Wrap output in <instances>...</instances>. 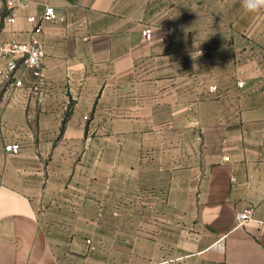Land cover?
Wrapping results in <instances>:
<instances>
[{
	"label": "crops",
	"instance_id": "obj_1",
	"mask_svg": "<svg viewBox=\"0 0 264 264\" xmlns=\"http://www.w3.org/2000/svg\"><path fill=\"white\" fill-rule=\"evenodd\" d=\"M10 1L0 43L40 37L46 86L0 78V264H111L113 236L131 238L116 240L130 252L122 264H264V9ZM47 3L57 17L32 33L28 15ZM109 141L132 158L130 185L110 182ZM141 167L158 175L142 196ZM247 207L252 218L236 225Z\"/></svg>",
	"mask_w": 264,
	"mask_h": 264
},
{
	"label": "built area",
	"instance_id": "obj_2",
	"mask_svg": "<svg viewBox=\"0 0 264 264\" xmlns=\"http://www.w3.org/2000/svg\"><path fill=\"white\" fill-rule=\"evenodd\" d=\"M8 4L11 5L12 2L8 0ZM56 17L57 13L51 3H47L44 6L41 14L28 15V19L35 23L32 33L41 32L42 22ZM6 18L9 21H14V12H11ZM142 33L146 38L151 36L149 27L144 28ZM0 52L6 57L5 62L0 66L1 80L7 81L14 86H22L27 76L32 75L29 84L31 90L35 93H40L44 90L46 79L42 72V64L45 53L40 37L33 34L26 41H3L0 43ZM237 83L241 85L243 81L238 80ZM210 87L211 89L216 88L215 85ZM5 148L10 152L16 153L19 150V142H9L5 144ZM250 218H252V208H244L236 214V225L243 224ZM88 241L90 242V238H88Z\"/></svg>",
	"mask_w": 264,
	"mask_h": 264
},
{
	"label": "rangeland",
	"instance_id": "obj_3",
	"mask_svg": "<svg viewBox=\"0 0 264 264\" xmlns=\"http://www.w3.org/2000/svg\"><path fill=\"white\" fill-rule=\"evenodd\" d=\"M211 85H215V84H211ZM210 85V86H211ZM216 86V85H215ZM217 88V87H216ZM215 88V89H216ZM210 90H214V89H211L210 87ZM177 137H180V135H177ZM98 144L99 142L96 141V142H92L91 144V147H92V150H98ZM142 145V144H141ZM115 142L114 141H109V147H108V156H107V161H108V170L109 172L113 171L115 174V176L113 177V179L110 180L111 183H114V184H123L124 186H127V185H130L131 182H135V174L132 175L131 173V163H132V158L131 156H124V155H121V156H116L115 155ZM144 148V147H141V149ZM124 150H131V142L130 141H125L124 143ZM143 150H146V148H144ZM94 152V151H93ZM144 153H147L145 151H143ZM95 154H93L94 156ZM141 161H145V163L148 162V157L147 156H141ZM173 162H177V160L173 159ZM142 163V162H141ZM144 171H146L145 167L144 169L141 167L140 169V186H141V196L144 195V191L142 190L143 188V185L144 184H147L148 182H152L153 180H156L158 179L157 178V174H153L154 176H152L151 174L148 175L147 173H144ZM157 175V176H156ZM134 178V179H133ZM112 225H113V232H115V229H116V223L115 221L111 222ZM118 224H120L118 222ZM99 229V226L97 225V227ZM95 240L97 242V244L101 245L105 240V237H102V236H96L95 237ZM111 240V245L109 247V252H107V255L109 257V260L112 263L116 264L117 261H116V257H120L119 259V262L122 264L123 262H126L128 257H130V252H124V253H117L115 251V248H116V240H123V244L126 246V247H129L130 246V241H131V238L130 237H118V238H115L114 236L112 238H110ZM103 248L99 249L98 251H96L97 255H101V254H104V251H102Z\"/></svg>",
	"mask_w": 264,
	"mask_h": 264
},
{
	"label": "clouds",
	"instance_id": "obj_4",
	"mask_svg": "<svg viewBox=\"0 0 264 264\" xmlns=\"http://www.w3.org/2000/svg\"><path fill=\"white\" fill-rule=\"evenodd\" d=\"M243 7L246 11L257 12L264 9V0H243Z\"/></svg>",
	"mask_w": 264,
	"mask_h": 264
}]
</instances>
